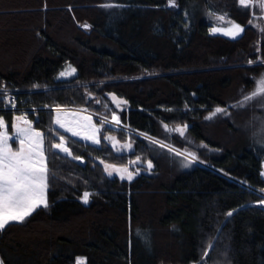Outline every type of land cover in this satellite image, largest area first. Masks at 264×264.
I'll return each instance as SVG.
<instances>
[{
  "label": "trees",
  "instance_id": "1",
  "mask_svg": "<svg viewBox=\"0 0 264 264\" xmlns=\"http://www.w3.org/2000/svg\"><path fill=\"white\" fill-rule=\"evenodd\" d=\"M258 2L255 37L215 52L210 26L233 22L238 0H0V88L25 96L33 126L52 129L54 142L58 130L72 152L48 155V207L0 231L1 264H264V135L237 125L261 110L255 99L239 106L264 69ZM67 62L75 74L57 78ZM110 93L127 102L119 118L133 130L187 123L208 163L172 172L137 132L105 124L93 145L53 123L50 106L100 111ZM215 105L228 111L205 119ZM0 113L10 125L12 111ZM105 133L127 135L132 149L117 152ZM135 156L152 160L151 171L128 181L104 170Z\"/></svg>",
  "mask_w": 264,
  "mask_h": 264
},
{
  "label": "snow or ice",
  "instance_id": "2",
  "mask_svg": "<svg viewBox=\"0 0 264 264\" xmlns=\"http://www.w3.org/2000/svg\"><path fill=\"white\" fill-rule=\"evenodd\" d=\"M238 3L244 10H248L252 5L253 0H238ZM169 6H175V0H169ZM264 11V0H259L256 5ZM217 20L224 22V16L217 17ZM251 23V21H250ZM82 27H88L82 25ZM264 31V29H261ZM212 34L220 33L224 36L236 39L244 31V28L239 24L227 21V27H213ZM253 63V61H249ZM75 73V69L69 65L64 71L60 72V77L71 76ZM36 87V86H34ZM6 89L0 88V106L9 109H15L16 104L14 100H10L7 105L3 103ZM257 97H264V79L257 82V87L254 91L246 95L244 100L239 102L242 106L245 102L252 101ZM115 101V97H112ZM99 102V101H97ZM126 102H118L117 107ZM226 109L217 107L205 119H211L217 114L225 113ZM58 129H63L65 133H70L71 137H78L84 141H90L93 145L100 144V132L103 126L107 124H119V117L113 114L112 120L108 121L106 118L99 122V127L92 122L91 115L79 116L76 113H69L67 110L57 106L55 109V116L53 120ZM12 134L8 131V123L0 116V231H3L6 226L12 222H23L30 216L37 208H47V191L49 187V170H48V155L58 156L60 153L66 156H72L70 147L68 146V137L59 134L58 142H54L52 137V129L46 135L44 132L36 130L33 127V122L27 118V114L16 115L15 121L11 125ZM168 131L178 132L181 136L187 130V125L183 127H176L175 129H168ZM105 140L114 141L113 148L117 152L123 149H131V144H125L122 148H117L118 141L115 137L105 136ZM76 141H73L75 143ZM152 143L157 141L152 140ZM13 144L17 147L13 148ZM165 145L161 144V147ZM169 151H175L169 148ZM177 155H183L186 160L191 158L194 160L195 154L191 152L180 153L176 151ZM79 159V157H73ZM140 162L137 157L135 161H131L132 165ZM147 168H152L151 161L147 162ZM105 172L109 177L114 174L119 175L120 179L133 180L135 175L140 174V169L130 171L128 167H116L115 165H105ZM264 175V173H261ZM92 195L85 192L81 199L85 204L88 203L89 197ZM264 203V197L261 198ZM232 215L231 212L228 213ZM206 255V253H205ZM77 264H84L83 260H77Z\"/></svg>",
  "mask_w": 264,
  "mask_h": 264
},
{
  "label": "rangeland",
  "instance_id": "3",
  "mask_svg": "<svg viewBox=\"0 0 264 264\" xmlns=\"http://www.w3.org/2000/svg\"><path fill=\"white\" fill-rule=\"evenodd\" d=\"M109 4H111V3H109ZM262 12H264V11H262ZM263 19H264V16H263ZM250 21H251V23H250ZM233 22L236 23V24H239L240 26H242L244 28V31L236 39H232V38L224 36V35H222L220 33L212 34L211 29L213 27H227V26H221V25H218V24H212L210 26V37H209V41H208V48H209L210 51H215V52L232 51L236 47H244L245 45H247V43L250 40H252L255 37V31L252 28L254 26L253 24H254L255 20L252 18L250 9H248L247 11L243 10L241 12L237 11L235 13V19L233 20ZM257 60L264 61V58L260 57ZM69 65H71V67L75 69L73 64H71L70 62H67L58 71L56 77L57 78H67V77H69V76L60 77V75H59L60 72L64 71ZM261 79H264V69L261 71V73L259 75H257L255 77V83L253 85V88L247 94H245L242 97V101L244 100V97L246 95L251 94L254 91V89H256L257 82L259 80H261ZM88 94L91 95V92L88 93ZM112 97L116 98L115 101L112 99ZM110 98H111V106L110 105L109 106L106 105V106L102 107V109H100V111H96L94 109H91L90 107H85V106H72V105L50 106L53 109L52 121L54 120L56 107L60 106L62 109L67 110L70 114L71 113H76L79 116L91 115L92 122L95 123L97 125V127H99L100 126L99 122L101 120H104L106 118L108 121H111L113 114H115L116 116L119 117V111L122 108H126L127 105H128L127 102L123 98H121L120 96H117L115 94L110 93ZM96 100L99 101L98 99H96ZM255 100L259 101V102H257V106H259L261 108L259 113H257L256 111L250 112V115H248L247 118L244 117V120H242L239 123H237V125H238V127H240V129L246 131L249 135L255 136V134H260L261 133L262 136H263L264 135V97H257ZM121 101L126 102V103H123V104L120 105V107H117V103L121 102ZM217 107H221V108L226 109V112L228 111L227 108H225V107H222V106H219V105H215L213 107V109L207 113L206 117L209 116L210 113H212L215 110V108H217ZM236 114L238 116L240 113H236ZM16 115H20V114L18 112H12V119H11L10 125H9V122H8L7 118L5 117V115L3 113H0V116H2L3 119L8 123V131H9L10 134H12V132H13V130L11 128V125L15 121V116ZM230 115H232V117H234L235 113L230 114ZM94 117L98 118L99 122L95 121ZM29 120H31V119H29ZM119 121H120L119 124L112 123L111 125L120 126V127H123L126 130H129V131L132 130L133 132H137L140 136H142L146 140V142L150 146L151 155L153 157H156V158L164 161L167 165H169L171 167V171L172 172H175V171H178V170H182V169H186V168H190L193 165V163H195V162H199V163H203V164H207L208 163V162L204 161L199 156V154L197 153V149H199V150L208 149L207 148L208 145H206L205 143H203L201 141L194 140L189 135L187 130L184 133V135L181 136L178 132L168 131V130L165 129V125L167 126L168 129H175L178 126L179 127H183V126L187 125V123L168 124V123L161 122L160 123L161 124V134L160 135L159 134L158 135H150V134H147L145 132L133 130L129 126L123 124L121 122L120 118H119ZM219 126L220 125H215L214 124L215 128H217ZM34 128H36V127H34ZM36 130L41 131L38 128H36ZM223 131L227 132V130L225 131V129H223ZM99 136H100V134H99ZM105 136L115 137V141L119 142L117 144V148H122V146L125 145V144H131V146L133 147V142L127 135L123 139H118V137L115 134H113V133H105ZM226 136H227V133H225V137ZM152 140L157 141V143H152ZM108 141L113 147L114 141H110V140H108ZM161 144H163L165 146L161 147ZM12 146H13V148L17 147L16 144H13ZM132 147H131V149H132ZM169 148H172L175 151H169ZM114 149H116V148H114ZM129 150L130 149H123L122 148V151H129ZM176 151H179L180 153H186V152L194 153L196 158L194 160H192L191 158L186 160L183 155H177ZM137 157L138 156H135L133 158H128L123 163H112V162L111 163H107V162H105L104 166L105 165H115L116 167H128L130 171H135L136 168H139L140 171H146V172L151 171L152 168L151 169L147 168V162L148 161H151L152 166H153V161L150 160V159H145V160L140 159V162L138 164H136V165H132L130 163L131 161H135ZM263 168H264V161H263ZM117 176H119V175H117ZM258 192L261 195H263V197H264V192L263 191L258 190ZM142 199H143V201L141 203L142 207L144 208L145 211H147V209L152 206V202H150L146 197H143ZM256 204L264 206V203H262V200L257 202ZM80 260H82V259H80Z\"/></svg>",
  "mask_w": 264,
  "mask_h": 264
},
{
  "label": "built area",
  "instance_id": "4",
  "mask_svg": "<svg viewBox=\"0 0 264 264\" xmlns=\"http://www.w3.org/2000/svg\"><path fill=\"white\" fill-rule=\"evenodd\" d=\"M261 15L264 16V12H261ZM5 89V88H3ZM6 94L4 96V101L3 103L7 105L10 100H14L16 104L15 109H9V108H4L3 106H0V109L3 110H10L12 112H18L20 115L27 114V118L30 119L28 111H34L36 110V107L34 105H24L20 104L19 100L23 101L25 99V96L23 95H18V93L14 89H6ZM36 116V115H35Z\"/></svg>",
  "mask_w": 264,
  "mask_h": 264
},
{
  "label": "crops",
  "instance_id": "5",
  "mask_svg": "<svg viewBox=\"0 0 264 264\" xmlns=\"http://www.w3.org/2000/svg\"><path fill=\"white\" fill-rule=\"evenodd\" d=\"M12 128V127H11ZM0 264H1V262H0Z\"/></svg>",
  "mask_w": 264,
  "mask_h": 264
}]
</instances>
